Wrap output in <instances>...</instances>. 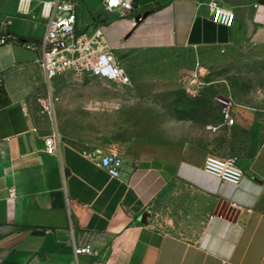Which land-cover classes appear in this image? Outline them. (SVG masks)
<instances>
[{"label":"crops","instance_id":"obj_1","mask_svg":"<svg viewBox=\"0 0 264 264\" xmlns=\"http://www.w3.org/2000/svg\"><path fill=\"white\" fill-rule=\"evenodd\" d=\"M47 1L0 0L9 37L0 46V264H264V117L255 108L236 104L233 126L203 121L176 95L191 81L168 76L170 67H126L124 88L57 79L61 143L46 152L53 128L37 97L48 85L27 44L46 35ZM76 1L81 26L106 19L124 64L147 51L264 44V0H216L234 12L232 27L212 20L213 0H133L127 18L102 0ZM94 147L122 157L120 177L83 154ZM208 155L237 156L241 183L206 173ZM155 203L172 211L166 228L149 221ZM85 244L96 254L76 256Z\"/></svg>","mask_w":264,"mask_h":264},{"label":"built area","instance_id":"obj_2","mask_svg":"<svg viewBox=\"0 0 264 264\" xmlns=\"http://www.w3.org/2000/svg\"><path fill=\"white\" fill-rule=\"evenodd\" d=\"M103 10L117 18H127L133 15L135 3L133 0H102ZM212 20L220 25L232 27L235 14L224 8L218 1L209 4ZM46 35L37 43L27 44L39 54L38 62L42 66L48 90L39 95L37 101L40 112L46 115L53 132L45 138L46 152L54 154L59 150L61 138L55 129L54 114L56 104L60 101L55 91V81L71 85L92 81H103L117 88L131 85V77L117 49L109 45L105 32L106 19L81 26L76 0H51L44 3ZM9 42L6 34L0 35V46ZM223 122L228 126L235 124L233 108L236 105L232 98L218 97ZM83 154L104 168L111 177H120L123 159L117 153L107 151L102 147L85 149ZM203 169L206 173L239 185L244 177V171L237 156L221 158L208 155ZM10 195H15L10 189ZM91 244L75 246V255H95ZM96 264H101L98 262Z\"/></svg>","mask_w":264,"mask_h":264},{"label":"rangeland","instance_id":"obj_3","mask_svg":"<svg viewBox=\"0 0 264 264\" xmlns=\"http://www.w3.org/2000/svg\"><path fill=\"white\" fill-rule=\"evenodd\" d=\"M125 64L126 67H170L167 74L171 77L178 70L175 75L190 80L191 85L176 95L192 107L193 116L208 123L222 120L218 97L232 98L235 104L253 107L264 117L262 43L245 41L224 52L208 48L147 51L130 60L125 58ZM171 214L168 205L155 203L149 212V221L166 228L173 219Z\"/></svg>","mask_w":264,"mask_h":264}]
</instances>
